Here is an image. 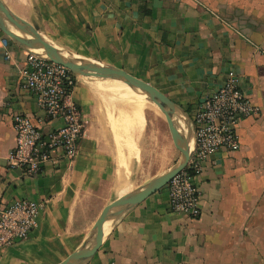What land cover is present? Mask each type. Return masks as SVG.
<instances>
[{
    "label": "crops",
    "instance_id": "crops-1",
    "mask_svg": "<svg viewBox=\"0 0 264 264\" xmlns=\"http://www.w3.org/2000/svg\"><path fill=\"white\" fill-rule=\"evenodd\" d=\"M2 1L59 48L151 82L190 121L229 68L258 106L237 123L239 147L215 150L196 175L199 215L172 211L163 185L112 218L100 246L79 264H264V0ZM27 51L0 29V208L22 196L43 205L27 237L0 247V264H55L87 239L104 204L136 186L119 174L125 161L118 168L109 129L93 126L92 86L84 75L73 91L86 120L74 158L56 153L36 174L10 165L14 112L44 129L60 123L48 120L22 85ZM123 92L146 98L132 89L104 91L120 105L123 131L139 134L144 109L139 129L131 111L121 108ZM153 110L159 112L156 104ZM127 144L125 160L137 154Z\"/></svg>",
    "mask_w": 264,
    "mask_h": 264
},
{
    "label": "built area",
    "instance_id": "built-area-1",
    "mask_svg": "<svg viewBox=\"0 0 264 264\" xmlns=\"http://www.w3.org/2000/svg\"><path fill=\"white\" fill-rule=\"evenodd\" d=\"M3 44H6L5 39ZM25 60L21 71L23 87L34 94L48 120L60 119L58 125L44 129L27 114L19 111L12 114L15 137L8 154L9 163L28 174H36L56 153L74 158L86 120L73 94L77 75L67 66L32 50L27 51ZM257 111L258 106L244 91L234 68L226 71L220 85L201 97L191 119V154L184 167L165 184L172 211L189 216L200 214L196 175L215 150L239 147L237 123ZM42 205L41 201L27 196L12 198L3 205L0 208V247L27 237L37 224Z\"/></svg>",
    "mask_w": 264,
    "mask_h": 264
},
{
    "label": "water",
    "instance_id": "water-1",
    "mask_svg": "<svg viewBox=\"0 0 264 264\" xmlns=\"http://www.w3.org/2000/svg\"><path fill=\"white\" fill-rule=\"evenodd\" d=\"M6 21L10 22L18 32L10 28ZM0 29L28 50L45 55L47 58L67 66L77 76L118 78L144 91L163 113L172 143L179 152L177 160L170 167L155 174L143 184L120 194L104 204L94 221L92 232L87 239L79 248L73 250L55 264L82 263L100 246L106 221H110L130 205L141 201L150 193L165 185L177 171L184 167L191 154L190 140L192 137V126L190 117L167 94L142 77L120 66L98 63L59 48L43 36L34 24L8 8L2 0H0ZM35 49H42V51ZM178 111L181 112L185 121V128L183 129L179 127L178 120L176 119Z\"/></svg>",
    "mask_w": 264,
    "mask_h": 264
},
{
    "label": "rangeland",
    "instance_id": "rangeland-1",
    "mask_svg": "<svg viewBox=\"0 0 264 264\" xmlns=\"http://www.w3.org/2000/svg\"><path fill=\"white\" fill-rule=\"evenodd\" d=\"M88 78H90L88 80L92 86L91 98L94 101L93 126L95 128L102 126L109 129L106 139L113 151L118 168L119 164L125 161L124 164L120 165L123 167L119 173L122 174L123 172L124 181L128 184L131 183L132 186H137L148 180L153 174L161 171L178 156L179 152L177 154V149H174L163 113L160 110L156 112L153 108L145 106L143 110L145 116L143 129L139 134L129 136L119 124L120 105L104 91L131 88L115 79ZM97 84H99L101 89L99 87L96 88ZM140 126H142V123L138 128ZM128 142L134 145L133 147L137 149V154L127 157L125 160Z\"/></svg>",
    "mask_w": 264,
    "mask_h": 264
},
{
    "label": "bare ground",
    "instance_id": "bare-ground-1",
    "mask_svg": "<svg viewBox=\"0 0 264 264\" xmlns=\"http://www.w3.org/2000/svg\"><path fill=\"white\" fill-rule=\"evenodd\" d=\"M18 32V30H16ZM35 50H40L42 51V49H35ZM98 78V77H96ZM98 79H102V80H105V79H116V80H119L123 83H125L127 86H129L133 91H135L137 94H140L142 96H144L146 99L152 101L148 95L140 90L139 88L137 87H133L131 85H129L127 82H125L124 80H121V79H118V78H98ZM99 85V84H98ZM128 91V90H127ZM119 93V92H118ZM116 96V95H115ZM121 100H122V103L121 104V108L122 109H126V111H131L130 113H132V115L134 116V124L136 127L141 125L142 123V110L144 109L145 106H149L150 108H154V104L142 97H140L139 95H136V94H133V93H129V92H123L121 95ZM120 101V100H119ZM157 106V105H156ZM158 107V106H157ZM147 108V107H146ZM128 109V110H127ZM159 109V108H158ZM121 110V109H120ZM160 110V109H159ZM126 111H123L125 114H126ZM161 111V110H160ZM128 115V113H127ZM126 115V117H127ZM124 116V115H123ZM121 117V116H119ZM122 118V117H121ZM120 119V118H119ZM176 119L178 120V123H179V127L181 129L185 128V121H184V118H183V115L181 114L180 111H178V113L176 114ZM122 121V120H121ZM119 121V122H121ZM127 121V120H126ZM122 123V122H121ZM130 124V123H129ZM125 125V124H124ZM115 126V125H114ZM141 127V126H140ZM138 128V127H137ZM117 129V128H116ZM140 129V128H139ZM115 130V129H114ZM128 141V140H127ZM191 142L192 140H190V145H191ZM108 223L109 221H106L104 223V231L107 229L108 227Z\"/></svg>",
    "mask_w": 264,
    "mask_h": 264
}]
</instances>
